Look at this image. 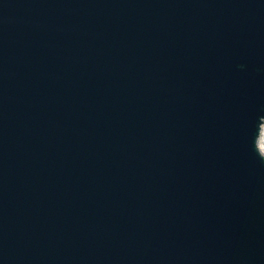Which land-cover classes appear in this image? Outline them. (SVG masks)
I'll use <instances>...</instances> for the list:
<instances>
[{
  "label": "water",
  "instance_id": "water-1",
  "mask_svg": "<svg viewBox=\"0 0 264 264\" xmlns=\"http://www.w3.org/2000/svg\"><path fill=\"white\" fill-rule=\"evenodd\" d=\"M264 0H0V264H264Z\"/></svg>",
  "mask_w": 264,
  "mask_h": 264
},
{
  "label": "bare ground",
  "instance_id": "bare-ground-1",
  "mask_svg": "<svg viewBox=\"0 0 264 264\" xmlns=\"http://www.w3.org/2000/svg\"><path fill=\"white\" fill-rule=\"evenodd\" d=\"M264 142V141H263Z\"/></svg>",
  "mask_w": 264,
  "mask_h": 264
}]
</instances>
